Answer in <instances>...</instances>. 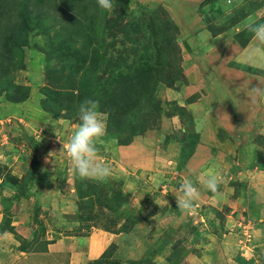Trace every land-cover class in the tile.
Masks as SVG:
<instances>
[{
	"label": "rangeland",
	"instance_id": "rangeland-1",
	"mask_svg": "<svg viewBox=\"0 0 264 264\" xmlns=\"http://www.w3.org/2000/svg\"><path fill=\"white\" fill-rule=\"evenodd\" d=\"M192 1L133 0L132 6L139 4L148 10L151 7H165L170 18L182 29L181 40H187L185 42L192 48L189 50L186 44L183 45L185 49L183 65L190 83H178L179 86L181 85L178 90L161 88L160 97L163 100L164 110L171 111L173 105L170 106V101L182 104L185 98L197 91L201 92L199 100L192 105V111L197 117V129L201 131L202 143L199 144L187 167L185 164L182 170H178L176 164L179 159L180 144L173 138L166 141L168 135L172 136L181 125L178 116H163L159 128L135 138L132 144H135L136 148L131 151L121 150V147L126 145H118L115 140H106L105 131V135L97 142L98 158L112 168L113 176L110 178L112 181L101 183L102 188L108 195L111 194L112 188H121L127 203L122 207V216L97 205L95 212L97 219L91 220L94 225L92 224L93 227L89 229L83 227L84 224L81 222L73 223L79 205L75 184L77 174L73 171L66 150L62 149V143L67 144L79 123L51 118L42 111L40 106L42 91L48 83L44 79L45 61L40 60L43 54L31 51V55H34L28 56L30 50L26 52L29 68L12 74L15 75V83L31 87L28 100L13 102L14 100L7 99L6 94L0 95V163L3 172L11 173L23 182L28 171L32 167L37 168L35 180L29 184L30 194H26L25 197L19 196L6 209L3 197L12 196L17 190L16 187L11 189L6 187L5 179L0 180V225L7 215H11V219L17 225L16 235L19 238L15 235L14 237L18 239H16L18 245L29 239L36 247H41L43 242L41 246L39 242L42 240L45 241L44 243H51L52 240L56 241L58 238L68 236L67 249L87 251L82 264H89L106 251V253L114 251V245L120 242V235L113 230L116 229L115 225L119 223L120 218L122 223L127 213L139 211L151 213L156 210L158 216L150 218L149 223L142 221L136 224L134 233L128 238L132 243L130 247L121 244L115 248L112 254L114 259L118 261L122 259L123 264H129L128 260L141 259L145 241L157 239L160 233L170 227L177 229L174 236V240L178 239L176 243L184 241L188 237V230L190 232L184 223L189 221L190 217H195L194 224H208L206 216L201 213L202 209L207 210L210 217L214 218V212H210L213 207L222 210L223 205L229 204L233 211H239L240 223L241 221L245 223L244 219L250 218L246 223L251 225L243 228V231L240 228L242 232L238 230L240 223L238 226H233L230 230L232 232H226L228 238L223 236L220 239L218 236L208 234L206 240L199 244V247L204 249L203 253H206L203 257L204 264H214V255H221L225 259L233 258L239 246L249 257L255 253L256 243L261 245L259 247L264 251L262 228L256 226V219L252 213H249V217L244 215L246 205L243 202L241 205L237 196L233 197L236 186L230 184L232 178L245 184L247 182V187H254L255 192L259 194L263 207L264 168H260L261 166L257 164L253 170L233 172L234 164L238 162L233 156L238 153L242 141L229 137L230 132L238 131L240 137L248 142L255 134L264 135V104L251 105L245 94L249 82L264 83V58L253 63L257 71L247 72L237 67L233 68L227 49L228 45L234 47L236 45L231 35L233 30L225 31L229 32L227 36L221 35L213 42L201 38L207 37L205 32L199 35L197 33L199 29L197 26L206 19L236 28L237 24L234 25V20L232 21L236 11H246L252 5H260L257 12L264 14V0H216L206 6L202 5L199 11L196 9V4L204 0ZM222 3L223 5L220 6ZM260 13L252 15L245 27L247 28L254 17L258 18ZM261 19L255 22L261 23ZM246 33H251L248 28ZM254 44L255 40L251 41L249 48L251 49ZM192 51L200 52L199 54L196 52L195 55ZM235 70L238 71L237 75ZM207 84L212 90H207ZM102 119L106 124L107 115L102 114ZM250 147L247 145V148ZM239 163L242 166V163ZM249 163L251 159L246 158L245 166ZM211 175H216L223 183V192L221 191L218 196L212 195L203 186V179ZM185 180H191L201 195L195 209L190 213L182 214L177 209L174 192ZM256 184L261 186L257 187ZM221 194L224 196L222 197ZM95 198L97 199V195ZM220 201L223 202L222 206ZM39 205V216L35 218L34 214ZM169 207L172 209L168 211ZM232 216L233 214L229 217ZM245 234H251L250 241L245 242ZM10 239L13 241V235L7 236L6 243ZM17 241L14 240L15 244ZM133 247L138 250L132 249ZM90 251L96 253L98 258ZM30 252L38 251L31 248ZM190 258L193 264H200V260L195 255ZM65 259L66 256L64 259L62 257V261L66 262ZM71 259L68 261L69 264H73ZM114 259L112 258V261ZM163 259V255L154 257V261L161 263L164 262ZM32 262L52 264V260L48 258L31 259L27 264Z\"/></svg>",
	"mask_w": 264,
	"mask_h": 264
},
{
	"label": "trees",
	"instance_id": "trees-1",
	"mask_svg": "<svg viewBox=\"0 0 264 264\" xmlns=\"http://www.w3.org/2000/svg\"><path fill=\"white\" fill-rule=\"evenodd\" d=\"M215 1L204 0L196 4V9L199 11L202 5L206 6ZM112 2L113 10L105 11L98 6L97 0H0V95L6 94L7 99L14 100L13 102L28 100L31 87L15 83V75L13 76L12 72L29 68L26 52L30 50V56L31 51H36L43 54L40 60L45 61L44 79L48 82L42 91L40 106L43 112L51 118L79 123L80 102L89 97L96 99L100 102L99 111L107 115L105 139L115 140L118 145L126 146L131 145L136 137L159 128L162 118L178 116L181 125L172 136L168 135L166 141L173 138L179 142L180 153L176 168L182 170L185 164L187 167L202 143L201 131L197 129V117L192 108L188 107L199 100L201 92L197 91L185 98L182 104L170 101L172 109L165 111L160 89L178 90L181 86L178 83H190L183 65V45L186 44L189 50L192 48L185 42L187 40H181L182 29L170 18L165 7H151L150 11L139 4L132 6L133 0ZM258 6L260 5H252L246 11H236V16L232 19L233 24H238L248 15L257 13ZM261 18L260 22L264 23V17ZM210 20L206 19L198 26L195 24L199 28L198 35L205 32L215 37L227 30H233V41L242 46L253 37L252 33H246L247 28L236 33V28ZM196 52L192 51L197 55ZM243 70L257 71L256 67L251 66ZM229 137L242 141L240 143L237 139L240 147L238 153L233 156L238 161L234 164L233 172L253 170L257 164L264 168V135L255 134L248 142L240 137L238 131L230 132ZM247 145L251 147L247 148ZM246 158L251 159L247 166ZM36 170V167H32L24 181L20 182L11 173L3 172L0 163V180L5 179L6 187H16L17 190V195L14 193L10 197H3L5 209L19 196L30 194L29 184L35 180ZM75 181L79 205L73 223L81 222L87 229L93 227L91 220L97 219V205L122 216L121 210L127 200L124 199L121 188H112L111 194L108 195L104 193L101 183L98 185V182L93 180H82L78 175ZM230 184L236 186L233 197L245 198L247 192L255 191L253 187L251 190L247 187V182L245 184L237 179L232 178ZM221 191L223 192L222 182L219 185V193H222ZM222 204L220 201L221 206ZM245 205L248 211L245 210L244 215L249 217V213H252L256 226L261 227L262 223L253 211L256 208L254 202L247 205L245 201ZM39 208L40 205L34 214L35 218L39 216ZM171 209L172 207H169L168 211ZM232 210L229 204L223 205L222 210L213 207L210 212H214V218H211L208 211L202 209L201 213L206 216L208 224H194L195 217H190V220L184 223L190 229L184 241L176 243L178 239L174 240V236L177 229L170 227L160 233L157 239L145 241L141 259L128 260V263L193 264L190 262V256H203L204 249L199 247V244L206 240L208 234L222 239L229 231L227 220ZM239 214L236 211L234 215L239 217ZM10 216L7 215L2 221L0 231L11 232L17 237V226L12 224ZM156 216L158 212L155 210L151 213H127L122 223L120 218L119 223L115 225L116 229L113 230L120 235V242L114 245V251H106L89 264H123L122 259H114L112 254L115 248L121 244L130 247L132 243L128 238L136 224L142 221L149 223L150 218ZM249 219L245 218L244 222ZM33 246L35 244L27 239L20 244V250L30 252L32 248L41 251V247ZM132 249L138 250L134 247ZM155 255H163L164 262L154 261ZM234 259L236 264H264V257L260 252L247 258L240 251L234 255Z\"/></svg>",
	"mask_w": 264,
	"mask_h": 264
},
{
	"label": "clouds",
	"instance_id": "clouds-1",
	"mask_svg": "<svg viewBox=\"0 0 264 264\" xmlns=\"http://www.w3.org/2000/svg\"><path fill=\"white\" fill-rule=\"evenodd\" d=\"M97 4L105 11H112L114 8L112 0H97ZM247 28L253 34L255 44L245 56V61L252 64L264 58V23L252 21L247 25ZM201 38L210 40L211 34L208 33L207 37L202 36ZM245 94L251 105L264 104V83L260 81L256 84L249 82ZM99 108L100 102L90 97L80 102L78 108L79 124L67 144L62 143V149L66 150L74 173L82 180L106 183L112 178L113 170L98 158L97 142L105 135L106 131V124ZM202 183L214 196L219 195L221 181L216 175L205 177ZM174 195L177 209L182 214H186L195 209L201 194L191 180H185L174 192ZM7 236V232L0 234V240H6ZM249 237L251 238L250 235Z\"/></svg>",
	"mask_w": 264,
	"mask_h": 264
},
{
	"label": "crops",
	"instance_id": "crops-1",
	"mask_svg": "<svg viewBox=\"0 0 264 264\" xmlns=\"http://www.w3.org/2000/svg\"><path fill=\"white\" fill-rule=\"evenodd\" d=\"M192 2H196V0H193ZM260 12L258 11L257 13H253V14H250L248 15L246 18H244L241 22H239L237 24V32H240L242 30H244L246 27L245 25L248 23V19L250 20L251 16L254 15V14H259ZM255 16V15H254ZM262 16H264V14L260 13L259 17H254V19L252 21H256V20H259ZM229 32H223L217 36H213L212 39H210L211 42L219 39L221 37V35H225L227 36ZM207 35V34H206ZM231 35L233 37L234 35V32H231ZM254 38L252 37L249 42L246 43V45L244 46H240L239 44H236L235 47L234 45L233 46H230L228 45L227 46V49L229 51V54H230V57L231 58V66L233 68L237 67V68H242V69H245L246 67L248 66H251L253 67V63L252 64H249L245 61V56L247 55V53L249 52L250 50V43L251 41H253ZM239 46V48L237 47ZM230 48V50H229ZM234 48V49H233ZM231 52H233L231 54ZM243 60V61H241ZM231 67V73L233 72V68ZM238 74V71L235 70V75ZM206 83H207V80L205 79ZM219 83V82H218ZM207 90H212V87H210L208 84H207ZM206 89V88H205ZM194 103H191L189 104L192 108ZM136 148L135 144H131L129 145V147L127 146H122L121 147V150H128V151H131V150H134ZM124 152V151H123ZM252 170V169H251ZM246 171V170H245ZM257 173V172H256ZM257 175H259V173H257ZM255 186V185H254ZM256 186H261V185H257ZM264 186V184H263ZM250 190H251V187H248ZM254 188V187H253ZM264 188V187H263ZM248 194L246 195V197H239L238 200L240 201L239 203L241 204V202H243V204L245 205V201H247V205L249 203H252L254 202L256 208L253 209V211L255 212V215L258 216L259 218V221L262 223V226L261 227H258V228H262V235L261 236H264V205L262 207V201L259 197V194L256 193L255 191L251 190V192H247ZM242 205V204H241ZM241 210V209H239ZM244 210H247V206H246V209L244 208ZM237 212H239L238 210H236ZM236 211H233L231 212V214H233L232 217H229L231 216V214H229L228 216V220H227V229L230 231L232 230L233 226H238V224L240 223V220L239 217L235 216V212ZM240 216V214H239ZM231 218V219H230ZM236 218V219H235ZM16 222H13L12 224L13 225H16L15 224ZM251 224H248V223H243V221H241L240 223V227L239 228H243L245 229V227H249ZM17 226V225H16ZM238 228V229H239ZM232 232V231H230ZM242 232V231H241ZM8 235H13V241L10 239V241H8L6 243L5 240H0V264H27L31 259H44V258H48L49 260L51 259L52 260V264H69V260L71 259V262L73 264H82V259H84V257L86 256V252L85 250L83 251H73V249H67V239L69 238L68 236H65V237H62V238H58L56 239L55 242H51V243H44L45 241H40L39 242V245L41 246V243H42V246H41V251L37 252V253H34V252H25V251H22L20 250V245H18V239L14 237V234L11 233V232H7ZM134 233V230L132 231L131 234ZM0 234H3L2 232H0ZM239 235V234H238ZM247 237L245 238V242H248L249 239H248V236L247 234H245ZM223 236H226L228 238V233H225ZM251 236V234H250ZM73 237V236H71ZM241 237V236H240ZM17 239V240H16ZM15 241H17V243L15 244ZM236 244V243H235ZM254 245H257L256 247V251H254L255 253L250 256V257H253L256 255L257 252H260L263 257H264V251L262 248H260L259 244H254ZM255 248V247H254ZM222 250V248H221ZM242 252V254L247 257V258H250L247 254H245L243 252L242 249H240V246L239 248L237 247V251L236 253H239V252ZM84 253V254H83ZM90 253L93 255V256H96V258H98V255H96V253H94L93 251ZM206 253H203V256L202 257H199L198 255H195V257H197L199 260H200V264H204V260H203V257ZM216 254V253H215ZM66 256V259L64 261H62V257L63 259L65 258ZM70 256V258H69ZM194 256V255H193ZM215 258L213 259L214 261V264H217L216 262H218V264H236L235 262V259H234V256L233 258H223L221 255H214ZM258 257V256H257ZM225 259V260H224ZM40 261V260H39ZM190 262L192 263V260L190 258ZM31 264H37V262H32ZM38 264H40V262H38ZM43 264H49L48 262L47 263H43Z\"/></svg>",
	"mask_w": 264,
	"mask_h": 264
}]
</instances>
